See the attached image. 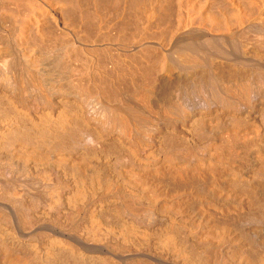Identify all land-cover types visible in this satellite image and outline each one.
<instances>
[{"label":"bare ground","instance_id":"6f19581e","mask_svg":"<svg viewBox=\"0 0 264 264\" xmlns=\"http://www.w3.org/2000/svg\"><path fill=\"white\" fill-rule=\"evenodd\" d=\"M0 264H264V0H0Z\"/></svg>","mask_w":264,"mask_h":264},{"label":"rangeland","instance_id":"374dc122","mask_svg":"<svg viewBox=\"0 0 264 264\" xmlns=\"http://www.w3.org/2000/svg\"><path fill=\"white\" fill-rule=\"evenodd\" d=\"M149 3V1H147Z\"/></svg>","mask_w":264,"mask_h":264}]
</instances>
